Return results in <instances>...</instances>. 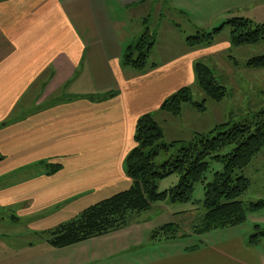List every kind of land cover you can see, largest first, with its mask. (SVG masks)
<instances>
[{"label": "crops", "instance_id": "crops-1", "mask_svg": "<svg viewBox=\"0 0 264 264\" xmlns=\"http://www.w3.org/2000/svg\"><path fill=\"white\" fill-rule=\"evenodd\" d=\"M143 2L0 0V208L14 213L0 232L16 240L8 244L17 249L7 252L11 264H81L84 245L112 233L65 248L45 236L133 186L125 159L136 146L138 120L194 86L196 61L212 53L211 46L189 48L178 34L184 46L165 63L143 72L124 65L136 34L122 15ZM69 83L79 89L52 102ZM47 165L60 169L50 175ZM33 235L36 242L25 240ZM131 264L264 261L236 235Z\"/></svg>", "mask_w": 264, "mask_h": 264}, {"label": "rangeland", "instance_id": "rangeland-1", "mask_svg": "<svg viewBox=\"0 0 264 264\" xmlns=\"http://www.w3.org/2000/svg\"><path fill=\"white\" fill-rule=\"evenodd\" d=\"M122 16L127 21V31L136 34L133 43L145 34L155 37V46L148 63L161 65L184 46L178 34L187 38L197 33H211L237 17L250 19L255 24H264V0H144L142 4L130 7ZM174 27L181 30L174 31ZM230 37V27L226 26L210 45L212 53L195 63V72L198 63L207 65L218 83L227 88L228 96L217 103L207 100L197 84L191 86L194 101L201 103L207 100V110L199 112L186 104L179 117L170 114L159 115L157 120L164 130L162 144L191 141L196 134H207L218 125L229 121L251 123L257 114L264 110V69L246 67L250 59L264 55V42L239 48L231 46L230 50H223L221 46L227 44V41L230 42ZM76 89L79 88L69 83L61 88L51 101L56 102L58 99L66 101L65 97ZM173 153L175 150H171L170 153L163 152L156 159V163L164 164ZM209 163L207 181H211L214 174L221 172L224 167L220 162L209 160ZM236 174L244 175L251 183L247 193L241 197L245 204L264 201V150L243 173L238 171ZM179 180L180 176L173 174L158 181V191L164 192L174 188L179 184ZM5 185L6 183L0 182V188ZM204 200V185L197 183L190 203L166 201L154 204L150 211L133 218L130 225L123 230L112 232L109 236L104 235L102 239L84 245L88 251L83 254L81 264L137 263L157 254L163 255L186 247L201 246L211 240H227L236 235L242 236L247 244L254 246L264 261V237H260L255 243L251 238L264 231V208L258 211L248 210L245 221L236 227L199 236L195 234V230L205 214ZM12 215H14L12 209L0 208V227L13 224ZM20 222L25 223V220L22 219ZM169 223L176 225L179 237L184 235L189 237L175 241H154L152 239L154 231ZM40 235L41 233L38 234L39 237ZM25 240L34 243L37 236L33 235ZM14 241L16 240L12 236L0 232V264H11L7 252L9 248L14 251L17 249L9 247L8 244H13ZM19 259L20 257L16 260Z\"/></svg>", "mask_w": 264, "mask_h": 264}, {"label": "trees", "instance_id": "trees-1", "mask_svg": "<svg viewBox=\"0 0 264 264\" xmlns=\"http://www.w3.org/2000/svg\"><path fill=\"white\" fill-rule=\"evenodd\" d=\"M230 27L232 47L252 46L264 42V24H255L249 19L233 18L221 28L211 33H197L186 38L189 47L206 48L213 44L215 36L224 27ZM155 37L145 34L132 43L123 53L122 62L137 72L149 67V57L155 46ZM247 68L264 69V55L250 59ZM196 84L207 100L220 103L227 96V88L215 78L213 71L204 63L197 64ZM207 100L194 101L190 87L183 88L167 98L157 112L142 116L136 126V146L125 159V170L133 181V186L114 197L102 201L80 213L72 221L65 223L45 236L56 248H65L94 238L124 229L133 218L151 210L156 203H190L193 200L195 185L202 183L205 189V214L197 226L195 234L203 236L214 231L236 227L246 219L248 210L264 208V201L245 204L241 197L247 193L251 183L239 171L248 168L264 150V110L257 114L251 123L229 121L215 127L207 134H196L191 141H177L170 145L162 144L164 130L157 121L158 114L182 115L183 106L191 105L199 112L207 110ZM170 159L162 165L156 163L160 154L170 153ZM1 160V157H0ZM211 161L223 163L221 172L206 180ZM52 175L60 166L47 165ZM173 174L180 176L179 184L172 189L159 192L157 182ZM174 223L164 225L154 231V241H175L189 237H179ZM264 237V231L253 235V243ZM202 246V245H201ZM193 246L191 250L201 247Z\"/></svg>", "mask_w": 264, "mask_h": 264}]
</instances>
